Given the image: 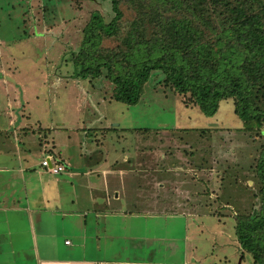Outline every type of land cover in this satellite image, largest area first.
<instances>
[{"label": "rangeland", "instance_id": "1", "mask_svg": "<svg viewBox=\"0 0 264 264\" xmlns=\"http://www.w3.org/2000/svg\"><path fill=\"white\" fill-rule=\"evenodd\" d=\"M124 11L123 31L134 18L127 7ZM93 12L106 19L113 16L108 3L100 0H0V135L7 136L0 162L14 164L18 158L20 133L9 126L7 115L16 110L28 113L29 122L35 123L30 162H41L43 153L36 146L45 140L75 144L78 151L80 144L87 149L90 144H104L115 156L130 152V158L143 167L137 155L140 151L150 159L144 166L149 179L131 182L125 201L143 202L148 198L146 188L153 199L166 192L174 205H157V201L151 204L153 218L120 220L133 226L134 235L152 239L145 249L136 245L134 250L128 244L126 257L179 264L192 260L196 264H252L250 258H240L234 218L260 208L253 172L261 137L240 130L243 121L235 113L233 100H221L216 113L208 116L198 105L185 106L178 93L162 84L161 72L145 84L134 105L112 98L113 86L104 77H78L72 58ZM118 43L116 38L107 39L104 47ZM38 122L56 128L64 123L66 129L42 132ZM164 183L167 189L161 190ZM146 222L153 223L149 230L142 225ZM28 240L23 234L25 249L30 248ZM11 245L4 248L9 250ZM11 262L27 264L25 260Z\"/></svg>", "mask_w": 264, "mask_h": 264}, {"label": "trees", "instance_id": "2", "mask_svg": "<svg viewBox=\"0 0 264 264\" xmlns=\"http://www.w3.org/2000/svg\"><path fill=\"white\" fill-rule=\"evenodd\" d=\"M100 1L113 16L91 14L72 58L78 77H104L112 98L134 105L161 72L185 106L208 116L233 100L240 130L261 137L253 172L260 208L237 214L234 229L240 258L264 264V0ZM124 7L134 13L125 31ZM111 38L119 43L104 47Z\"/></svg>", "mask_w": 264, "mask_h": 264}, {"label": "crops", "instance_id": "3", "mask_svg": "<svg viewBox=\"0 0 264 264\" xmlns=\"http://www.w3.org/2000/svg\"><path fill=\"white\" fill-rule=\"evenodd\" d=\"M27 114L17 110L7 114L9 126L16 134L20 133V141L16 146L15 163L0 162V264H13L11 260H25L27 264H179L126 257L128 244L134 250L136 245L145 249L152 239L134 235L133 226L120 220L153 218L151 204L173 203L166 192L153 199L146 188L143 189L148 198L143 202L125 201L129 198L131 182H146L148 173L144 166L150 161L148 157H143L140 151L137 153L142 157L139 159L142 167L136 164V159L130 158V152L115 156L104 144L101 147L90 144L89 149L80 144L78 151L75 144L56 145L54 141L45 140L36 146L43 153L41 162L51 154L67 167L66 172L51 174L41 167V162H30L28 154L33 145L29 141L36 128ZM38 125L42 132L66 129L64 123L58 128L53 124L42 126L38 122ZM6 137L0 135V150H4ZM160 188L167 189V184ZM116 203L126 208L117 207ZM144 203L148 209H135L134 206ZM176 210L183 214L182 210ZM146 223L142 225L147 229L153 226ZM119 228L122 229L119 231ZM23 234L28 235V249L23 247ZM6 245H11L9 250L4 248ZM182 264L196 263L192 260Z\"/></svg>", "mask_w": 264, "mask_h": 264}, {"label": "built area", "instance_id": "4", "mask_svg": "<svg viewBox=\"0 0 264 264\" xmlns=\"http://www.w3.org/2000/svg\"><path fill=\"white\" fill-rule=\"evenodd\" d=\"M41 166L43 167V169L51 174H59L61 172H66L67 171V167L63 164H59V162L57 161V159L52 156V155H48L44 158V160L41 162ZM69 243V242H67ZM98 264H108L105 262H100Z\"/></svg>", "mask_w": 264, "mask_h": 264}]
</instances>
